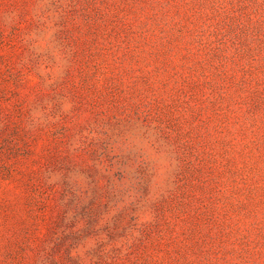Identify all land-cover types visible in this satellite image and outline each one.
<instances>
[{
    "label": "rangeland",
    "instance_id": "374dc122",
    "mask_svg": "<svg viewBox=\"0 0 264 264\" xmlns=\"http://www.w3.org/2000/svg\"><path fill=\"white\" fill-rule=\"evenodd\" d=\"M0 264H264V0H0Z\"/></svg>",
    "mask_w": 264,
    "mask_h": 264
}]
</instances>
